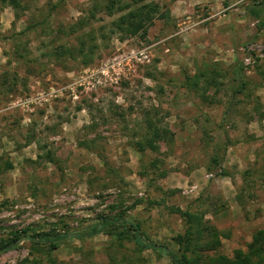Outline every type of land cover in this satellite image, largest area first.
<instances>
[{
	"label": "rangeland",
	"instance_id": "rangeland-1",
	"mask_svg": "<svg viewBox=\"0 0 264 264\" xmlns=\"http://www.w3.org/2000/svg\"><path fill=\"white\" fill-rule=\"evenodd\" d=\"M103 1L21 0L13 11L0 0V246L23 230L86 234L124 212L146 240L176 250L186 211L202 220L201 242H218L207 256L245 251L264 230V0H137L163 16L131 37L112 29L126 11L108 16ZM131 54L143 57L127 79L104 83L97 71ZM198 71L220 77L212 103L180 87ZM146 118L172 137L138 153ZM0 264L170 263L103 231L49 257L23 239Z\"/></svg>",
	"mask_w": 264,
	"mask_h": 264
},
{
	"label": "trees",
	"instance_id": "trees-1",
	"mask_svg": "<svg viewBox=\"0 0 264 264\" xmlns=\"http://www.w3.org/2000/svg\"><path fill=\"white\" fill-rule=\"evenodd\" d=\"M4 4L10 7L13 11H19L22 9L21 0H1ZM133 4L119 5L120 2L115 0H104L101 6L106 10L108 16L113 13L124 12L112 21V29L123 34V36L131 37L136 34L142 33L144 35L147 26L151 23L154 17H162L159 13L158 7L153 3L136 4L137 0H132ZM130 7V8H129ZM45 24V19H41V22ZM37 25V24H36ZM32 26H28L17 33L18 36L25 31L31 29ZM81 51L83 43L80 42ZM17 59L24 63H29L23 55L17 54ZM217 72L210 71L205 74L202 71L196 72V74L189 75L186 72L183 73V78L180 81V87L185 93L196 94L203 102L212 103L215 95L221 90L219 88L222 83H218L219 76ZM245 82L240 81L237 88L232 90V96L238 93H242L245 90ZM212 88V94L207 95L206 92ZM234 97V96H233ZM153 120L146 118L144 125L146 132L142 138L134 143V148L138 153H142L144 150L155 151L156 144L159 142H166V138L172 137V134L164 127L155 125ZM45 161L51 162L52 154L48 151L39 156ZM219 157L215 152L211 158V164L218 166ZM113 209V207H111ZM120 212L114 216H98L97 222L91 226L86 234L82 233H31L27 234L25 230L12 233L10 240H7L6 244L0 246L1 251H5L15 247L21 240H26L30 243L34 252L46 251L47 256L49 253L57 248L66 239H81L83 237H93L102 233L103 231L109 235L114 236L115 240L120 243L121 241H127L133 244L134 249L141 253L143 251H151L164 256L170 264H264V230H257L251 237V241L246 245L245 251L239 249L232 252V257L227 258L225 256L217 255L214 258L207 256L206 253L214 250L218 246L217 241L201 242V234L203 228L201 224V218L196 215H191L184 211L180 213V216L185 227L183 236H177L175 239L176 250H171L165 245L155 244L146 240L137 224L127 222L122 218Z\"/></svg>",
	"mask_w": 264,
	"mask_h": 264
},
{
	"label": "built area",
	"instance_id": "built-area-1",
	"mask_svg": "<svg viewBox=\"0 0 264 264\" xmlns=\"http://www.w3.org/2000/svg\"><path fill=\"white\" fill-rule=\"evenodd\" d=\"M137 57H143L141 54H131L128 58L125 56H117L112 58L111 64L105 63L103 67L100 68V71L98 70L102 77L105 78V81H108V84L112 88L119 85V83L127 79V76L130 73L129 62L130 61H137ZM96 72V73H97ZM132 72V71H131ZM90 75H93L92 73ZM100 77H98L99 79ZM101 79V78H100ZM100 79L96 82V84H100Z\"/></svg>",
	"mask_w": 264,
	"mask_h": 264
}]
</instances>
